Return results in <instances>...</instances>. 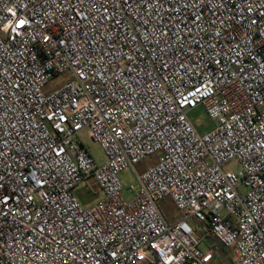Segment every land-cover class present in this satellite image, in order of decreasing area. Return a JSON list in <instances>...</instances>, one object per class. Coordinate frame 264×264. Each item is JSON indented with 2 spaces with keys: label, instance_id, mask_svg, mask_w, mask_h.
I'll return each mask as SVG.
<instances>
[{
  "label": "built area",
  "instance_id": "2783aa9c",
  "mask_svg": "<svg viewBox=\"0 0 264 264\" xmlns=\"http://www.w3.org/2000/svg\"><path fill=\"white\" fill-rule=\"evenodd\" d=\"M212 243L264 264V0H0V264H212Z\"/></svg>",
  "mask_w": 264,
  "mask_h": 264
},
{
  "label": "rangeland",
  "instance_id": "374dc122",
  "mask_svg": "<svg viewBox=\"0 0 264 264\" xmlns=\"http://www.w3.org/2000/svg\"><path fill=\"white\" fill-rule=\"evenodd\" d=\"M188 117L191 120V122L193 123V125L195 126V128L199 134H204V133L210 131L214 127L213 121H211L207 117V115L205 114L203 109L200 107L190 111L188 113ZM76 140L88 151L90 156L93 158V160L97 164H101L103 162V152H102L100 146L97 143L93 142L89 138L86 130H82L78 134ZM151 160H153V157L146 160L143 164L138 165L135 168V172L136 173L141 172L144 168H146L149 164H151V162H150ZM223 168L224 169H231L235 173H237L240 170L239 167L234 165V164L226 165ZM119 178H120V181H121L122 186L124 188L122 195L124 198L127 199V198H129V193L126 192V189L130 185L135 184L134 180H133L132 173L128 169L123 170L122 172H120ZM93 190H94L93 187H88L87 184H81L75 189V194L78 198L81 199L82 203L85 200H86V202H89V201L93 202L97 198V197L91 196L90 193H92ZM239 191L241 193H243L245 190H244V188H240ZM98 195L100 196L99 192L97 193V196ZM159 207H160L162 213L164 214V216L166 217V219L171 218V219L175 220L179 217V213L175 210L172 203L168 199L163 200L160 203ZM193 224H196V226H198V223H193ZM195 234H196L195 237L197 239H200L202 233L199 230H197V232ZM212 246L215 247V249L218 253L216 259L213 261L212 264H236V262L233 258V255L229 249H222L216 243H212ZM205 247H207V245L205 243H202L201 248H205Z\"/></svg>",
  "mask_w": 264,
  "mask_h": 264
},
{
  "label": "crops",
  "instance_id": "0c3cea01",
  "mask_svg": "<svg viewBox=\"0 0 264 264\" xmlns=\"http://www.w3.org/2000/svg\"><path fill=\"white\" fill-rule=\"evenodd\" d=\"M150 162H151V164H153V163H154V159L151 160ZM151 164H149L148 166H150ZM93 189H94V188H93ZM97 193H98V192L94 189L93 192L90 193V194H91V196H93V197H97V198H96V200H97V199H100V198H101V195H100V196H99V195L97 196ZM87 194H88V193H87ZM88 195H89V194H88ZM79 200H80L81 204H82L83 206H85V207L89 206L91 203L94 202V201H93V202H92V201L86 202V200H85V201H83V203H82V201H81L80 198H79ZM166 220H167L168 222H170V221H172L173 219H171V218H167Z\"/></svg>",
  "mask_w": 264,
  "mask_h": 264
}]
</instances>
